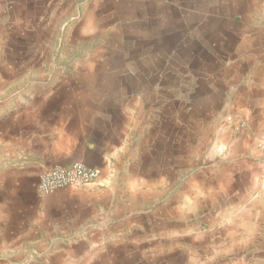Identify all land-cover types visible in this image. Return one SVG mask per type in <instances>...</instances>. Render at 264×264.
<instances>
[{
	"label": "crops",
	"instance_id": "obj_1",
	"mask_svg": "<svg viewBox=\"0 0 264 264\" xmlns=\"http://www.w3.org/2000/svg\"><path fill=\"white\" fill-rule=\"evenodd\" d=\"M156 1L171 16L215 18L255 17L262 2ZM44 11L43 0H0V264H264V156L255 148L264 129V53L254 45L232 70L236 111L228 139L211 151L215 163L190 173L180 163L179 176L157 184L147 129L141 141L131 130L109 135L111 121L105 139L102 117L91 118L80 97L76 103L74 85L29 83L31 72L43 75L32 69L44 60ZM258 29L253 41L262 48ZM78 160L101 169L96 183L39 195L41 172Z\"/></svg>",
	"mask_w": 264,
	"mask_h": 264
},
{
	"label": "rangeland",
	"instance_id": "obj_2",
	"mask_svg": "<svg viewBox=\"0 0 264 264\" xmlns=\"http://www.w3.org/2000/svg\"><path fill=\"white\" fill-rule=\"evenodd\" d=\"M99 2L43 0L45 28L38 35L44 41L37 47L44 60L32 69L43 75L31 72L29 83L74 85V100L89 103L84 107L91 118L102 117L101 130L115 122L109 135L131 130L141 141L147 129L157 150V184L179 176L174 169L180 163L187 162L188 173L213 165L211 151L228 139L225 128L233 127L226 123L236 111L232 70L255 52L254 45L264 53L253 41L264 28L261 5L252 18H215L171 16L156 0ZM255 148L264 156L257 142Z\"/></svg>",
	"mask_w": 264,
	"mask_h": 264
},
{
	"label": "built area",
	"instance_id": "obj_3",
	"mask_svg": "<svg viewBox=\"0 0 264 264\" xmlns=\"http://www.w3.org/2000/svg\"><path fill=\"white\" fill-rule=\"evenodd\" d=\"M264 13V0L261 3ZM257 149L264 153V129L257 141ZM102 172L98 167H89L83 162L75 161L70 167H52L39 175L37 192L41 196H47L55 191L65 188H83L96 183ZM264 180V172L262 173Z\"/></svg>",
	"mask_w": 264,
	"mask_h": 264
}]
</instances>
